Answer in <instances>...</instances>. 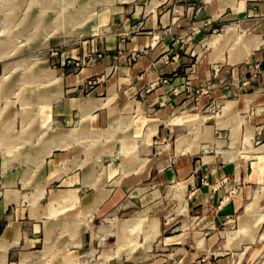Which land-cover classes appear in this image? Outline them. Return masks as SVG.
<instances>
[{"label": "crops", "instance_id": "obj_1", "mask_svg": "<svg viewBox=\"0 0 264 264\" xmlns=\"http://www.w3.org/2000/svg\"><path fill=\"white\" fill-rule=\"evenodd\" d=\"M88 33L51 36L45 57L35 56L36 72L52 71L56 83L35 74L25 82L19 70L5 96L10 62L0 64V118L22 77L21 101L36 102L14 144L31 148L22 130L34 140L47 126L38 143L68 134L69 144L44 158L21 150L34 167L17 169L0 191V264H264V107L249 114L264 101V0L117 1ZM216 99L233 101L219 119L203 113ZM233 114L247 144L260 137L253 154L220 147L219 130L232 129L220 121ZM15 118L0 121L2 176L17 161L3 154ZM122 128L142 139L135 152L100 155L108 141L88 150L94 129L97 140L126 145L109 132Z\"/></svg>", "mask_w": 264, "mask_h": 264}, {"label": "rangeland", "instance_id": "obj_2", "mask_svg": "<svg viewBox=\"0 0 264 264\" xmlns=\"http://www.w3.org/2000/svg\"><path fill=\"white\" fill-rule=\"evenodd\" d=\"M68 1L69 0H0V64L10 62L3 66V71L1 74L2 93L5 96L8 93V81L19 70L23 71L24 77H26L24 78V80L26 79L25 82L31 83L29 81L31 79H34L32 75L35 74V78H37L38 80L42 79V81H44L45 83H56L58 81V77L54 76L52 71L43 70L42 72L38 73L36 72L35 68L37 64H39V59L42 60L45 57V55L43 54L45 52V46L48 44L49 38L51 36H58L57 38L68 40L89 35V27L94 22L97 13H99L106 6H108V4L117 1L122 2L124 0H74L72 2ZM82 5H84V7L87 6V9L84 10L83 8V10L80 11V15L76 16V18L67 19V13L71 11H74L75 13V11L79 10V7L81 8ZM63 16H66V19H64ZM236 35L232 38V42L229 44L230 49L231 47H234L235 43L241 38L240 33L237 36ZM35 56L39 59H37ZM260 69V65H257L253 68L252 72L255 74H259L261 72ZM25 82L23 81V77L20 79V81L17 80V82L15 83L16 89L14 88L15 90L11 91L9 95L10 100L7 106V112L0 118V121L2 122L3 120H6L7 117H9L11 114H14L16 116L14 125L15 128L11 131V134L6 139L8 142H13V144L7 146V149H4L6 153L4 152L3 154L6 156L8 154V157L17 158V161L14 162L13 169L9 171L11 173H9L8 176L0 175V191H2V189L4 188V182L7 179H12L13 174L17 172V169H25L27 165L30 167H34L33 161H25L21 158V150H23L25 146L21 147L23 146V144H21L20 146L18 144H14L19 140L17 130L20 128L21 117H27L32 114L36 106V102L32 101L30 103H23L20 99V94H22V91L26 88L24 87ZM11 83L12 82H9L10 85ZM20 83L23 85H21ZM18 85L20 87H17ZM31 85L32 84H30L29 86ZM29 86L27 88H29ZM261 86L264 91V80L261 83ZM47 88H49L48 85L41 87L44 92ZM235 89L238 90L236 85ZM31 95H33V89H31L30 92H28L26 95L24 94L23 96L26 97ZM34 97L40 99L48 98L45 95L39 94L38 96L34 94ZM258 99L261 100L262 98L259 97ZM23 101L25 100L23 99ZM255 102L256 101L254 100L252 104H250L249 114L254 115L256 114V111L259 112L261 110L260 107H264V101L260 102L259 104ZM43 104H45V101L43 103L39 102L40 108L37 109L36 113H39V111L43 107ZM232 106L233 101L227 100L222 103V100L216 99L213 102H209L205 112L203 113L211 114L215 117L219 115V119L221 118L223 113L224 115H227ZM206 117L207 115L201 117L202 122L204 121V119H206ZM241 119L242 117H239L237 114H233L228 115L223 121H220V124H227L228 122H232L231 130L227 126L219 130L221 135L220 139H222L220 147H235L236 149H240L241 151L243 150L246 154H253L255 152L254 148H256L262 142L258 140L260 139L259 136H254V138H252L251 144H247L242 139L243 123L240 126ZM212 122H214V120ZM48 128L49 126L46 127L44 134L42 132L39 133L34 140H31L32 135L29 131L25 130V128L22 130L20 134L28 132L26 136L29 139V143L32 144L31 148L27 147V149L23 150L27 155L44 158L47 154L50 153L53 147L69 146V144H67L68 134H58L56 136L50 137L45 140V142H47L45 144H43L42 141L41 143H38L39 139L45 136ZM123 129L124 128L118 130L115 129L114 131L111 130L109 132L117 133L119 136H121L124 139V143H126V145L120 143V147L115 148V141L112 140V143V141L108 140L110 137L108 138L102 136L100 140H97V131H99L100 129H94L91 133H89V136H87L88 138H91L88 145V150L90 147L97 146V144H99L100 142L103 144L102 141H108V144L103 146L100 155H110L111 153L128 155L130 153L135 152L139 146L138 142L142 139H137L131 132V129H128L126 131ZM55 131L56 130H54L53 132ZM50 133L52 132L50 131ZM146 134L147 133L145 129L142 138ZM58 137H60L61 140H58ZM55 139L57 140V142H55ZM22 141L26 140L23 139ZM210 145V150H213L214 148L217 149L218 147L212 144ZM76 148L80 150L81 148H83V146L77 144ZM88 150L86 149V152ZM247 150H249L250 152ZM93 156L95 157V152L93 153ZM104 163L106 162L104 161ZM103 167L104 166L99 163V169L97 171L98 174L95 178V183L103 176ZM10 174H12V176H10ZM1 194L2 193H0V195ZM262 227L264 228V224L262 225ZM128 242L129 241L126 239H124V242L119 241L117 249L119 250L125 247Z\"/></svg>", "mask_w": 264, "mask_h": 264}, {"label": "bare ground", "instance_id": "obj_3", "mask_svg": "<svg viewBox=\"0 0 264 264\" xmlns=\"http://www.w3.org/2000/svg\"><path fill=\"white\" fill-rule=\"evenodd\" d=\"M70 2H72V1H74V0H69ZM68 1V2H69ZM87 1V0H86ZM95 1V0H94ZM75 3V2H74ZM95 5V4H94ZM87 6H88V4H87ZM87 6L86 7H84V5H82L81 6V8L79 7V10H77V11H75V13H74V11H71V12H69V13H67V19H73V18H76V16H78V15H80V11H82L83 10V8H84V10H86L87 9ZM91 6V5H90ZM78 13V14H77ZM64 17V19H66V16H63ZM59 23V22H58Z\"/></svg>", "mask_w": 264, "mask_h": 264}, {"label": "built area", "instance_id": "obj_4", "mask_svg": "<svg viewBox=\"0 0 264 264\" xmlns=\"http://www.w3.org/2000/svg\"><path fill=\"white\" fill-rule=\"evenodd\" d=\"M80 63L79 61H76V64Z\"/></svg>", "mask_w": 264, "mask_h": 264}]
</instances>
